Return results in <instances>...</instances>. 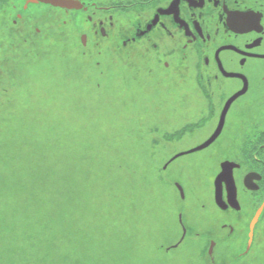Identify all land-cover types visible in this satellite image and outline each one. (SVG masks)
<instances>
[{"label": "rangeland", "instance_id": "rangeland-1", "mask_svg": "<svg viewBox=\"0 0 264 264\" xmlns=\"http://www.w3.org/2000/svg\"><path fill=\"white\" fill-rule=\"evenodd\" d=\"M15 10L0 18L1 80L19 83L0 98V264H194L198 244L159 248L176 200L135 142L138 123L162 121L150 83L111 72L95 87L61 21ZM255 243L229 264H264V227Z\"/></svg>", "mask_w": 264, "mask_h": 264}, {"label": "flooded vegetation", "instance_id": "flooded-vegetation-1", "mask_svg": "<svg viewBox=\"0 0 264 264\" xmlns=\"http://www.w3.org/2000/svg\"><path fill=\"white\" fill-rule=\"evenodd\" d=\"M67 1L0 0V18L44 8L61 21L68 51L83 58L95 87L111 72L149 82L162 121L138 123L135 142L148 145V173L176 200V233L159 248L200 245L196 259L189 253L194 264H229L232 245V257L248 258L264 227V0ZM217 128L207 147L187 151Z\"/></svg>", "mask_w": 264, "mask_h": 264}, {"label": "water", "instance_id": "water-1", "mask_svg": "<svg viewBox=\"0 0 264 264\" xmlns=\"http://www.w3.org/2000/svg\"><path fill=\"white\" fill-rule=\"evenodd\" d=\"M28 2H33V3H35V2H42V3L52 4V5H54V6H61V7H66V6H68V1H67V0H27L26 3H28ZM24 5H25V4H24ZM23 7H25V6H23ZM18 16H19V15H18ZM231 99H232V98H231ZM231 99H230V100H231ZM230 100H229L228 102H230ZM218 130H219V129L217 128V130L214 132L213 136H215V135L218 133ZM213 136H211V137H213ZM208 140H209V139H207L205 142H203V143L200 144L199 146H196V147H194V148H191V149H189V150H187V151H188V152H191V151H194V150H198V149L203 148L204 145L208 142ZM207 145H208V144H207ZM257 214H258V212L256 213L254 219L252 220V222H251V224H250L249 234H248V236H249V239H248V247H249V245H250L251 238H252V224H253L254 220L256 219Z\"/></svg>", "mask_w": 264, "mask_h": 264}, {"label": "trees", "instance_id": "trees-1", "mask_svg": "<svg viewBox=\"0 0 264 264\" xmlns=\"http://www.w3.org/2000/svg\"><path fill=\"white\" fill-rule=\"evenodd\" d=\"M5 31V29L4 28H2V26H1V24H0V31ZM0 56H2V55H0ZM2 67H4V69H5V65H4V63H2V62H0V98L1 97H4V95L2 94V86H4V88H5V86L7 85V86H9V87H12V89L11 90H9V91H14L15 90V94H16V91H17V95H18V90H17V88H18V81L17 80H15L14 78H12V74H10V79H8V81H6V80H1V78H2V76H3V74H4V72L6 71H3L2 70ZM10 72V71H9ZM7 74V73H6ZM16 98V97H15ZM43 261H45L46 259H47V257H46V255H44L43 257ZM42 260V259H41ZM47 260H49V259H47ZM50 262V261H49ZM50 263H52V262H50ZM50 263H48V264H50Z\"/></svg>", "mask_w": 264, "mask_h": 264}, {"label": "snow or ice", "instance_id": "snow-or-ice-1", "mask_svg": "<svg viewBox=\"0 0 264 264\" xmlns=\"http://www.w3.org/2000/svg\"><path fill=\"white\" fill-rule=\"evenodd\" d=\"M24 6L26 7V3H25ZM261 58L264 59V56H262ZM241 87H242L245 91H247V89H248V87H249V85L247 84V81H245L244 84H242ZM224 111L227 112V109H225ZM217 135H218V133H217ZM214 139H215V136L210 137L209 140H208V142L204 145V147H207V144H210ZM222 179H225V177H222V176H221V177H218V178L215 180V183H216L217 186H219L220 180H222ZM227 179H228V182H229V183H231V184H234V183H235V179H234L233 176L229 175V176L227 177ZM177 186L179 187V184H178ZM179 191H180V193H181V196H183L184 192H183V188H182V187H179ZM181 222H183V221L181 220Z\"/></svg>", "mask_w": 264, "mask_h": 264}]
</instances>
